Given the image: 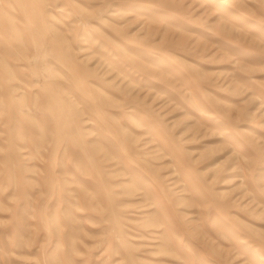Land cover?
Listing matches in <instances>:
<instances>
[{
  "label": "rangeland",
  "instance_id": "374dc122",
  "mask_svg": "<svg viewBox=\"0 0 264 264\" xmlns=\"http://www.w3.org/2000/svg\"><path fill=\"white\" fill-rule=\"evenodd\" d=\"M0 264H264V0H0Z\"/></svg>",
  "mask_w": 264,
  "mask_h": 264
}]
</instances>
